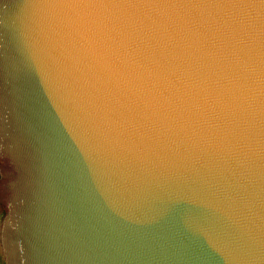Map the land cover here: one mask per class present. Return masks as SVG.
<instances>
[{"label": "water", "instance_id": "obj_1", "mask_svg": "<svg viewBox=\"0 0 264 264\" xmlns=\"http://www.w3.org/2000/svg\"><path fill=\"white\" fill-rule=\"evenodd\" d=\"M28 2L0 0V264H264V0H217L224 57L155 106L92 78L83 7L46 67Z\"/></svg>", "mask_w": 264, "mask_h": 264}, {"label": "clouds", "instance_id": "obj_2", "mask_svg": "<svg viewBox=\"0 0 264 264\" xmlns=\"http://www.w3.org/2000/svg\"><path fill=\"white\" fill-rule=\"evenodd\" d=\"M73 5L88 10L80 16L77 53L92 78L146 104L194 95L225 55L219 13L212 11L217 0H29V46L46 67L63 40L62 10Z\"/></svg>", "mask_w": 264, "mask_h": 264}, {"label": "flooded vegetation", "instance_id": "obj_3", "mask_svg": "<svg viewBox=\"0 0 264 264\" xmlns=\"http://www.w3.org/2000/svg\"><path fill=\"white\" fill-rule=\"evenodd\" d=\"M3 167H4V162L0 159V222H1V219L6 211V208H5V196L2 192V185H3V182H2V179H1V173H2V170H3Z\"/></svg>", "mask_w": 264, "mask_h": 264}]
</instances>
